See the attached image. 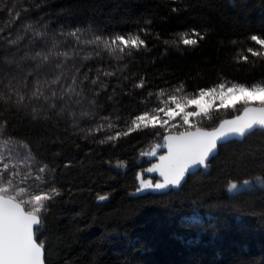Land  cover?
<instances>
[{
    "label": "trees",
    "instance_id": "16d2710c",
    "mask_svg": "<svg viewBox=\"0 0 264 264\" xmlns=\"http://www.w3.org/2000/svg\"><path fill=\"white\" fill-rule=\"evenodd\" d=\"M28 24L65 32L81 28L82 39L91 38L88 29L105 36L139 33L147 44L122 60L107 53L85 60L94 47L88 45L76 60L89 81L99 76L107 85L95 97L96 115L77 116L79 126L87 130L111 122L119 128L85 139L67 117L33 119L24 110L0 109V128L6 121L7 133L48 165V181L60 193L41 214L37 232L45 245V264H264V190L227 192L230 182L264 175V130L220 145L207 169L187 176L180 189L163 192L137 193V174L162 182L146 169L165 148H158L156 157L141 153L163 145L168 132L136 131L114 144L96 142L158 106L161 90L166 99L179 85L193 94L222 82H264V60L247 52L258 47L248 37L264 34V0H0V35L14 39ZM193 29L205 39L197 46L182 45L179 34ZM0 44L7 46L6 41ZM243 55L249 56L247 63L239 60ZM104 71L114 75L104 76ZM141 78L145 87L137 89ZM88 87L93 86L85 82ZM244 107H213L210 118H200L198 125L213 129ZM12 147L25 151L18 142L5 151ZM100 195L108 199L98 201Z\"/></svg>",
    "mask_w": 264,
    "mask_h": 264
},
{
    "label": "snow or ice",
    "instance_id": "6c2138e0",
    "mask_svg": "<svg viewBox=\"0 0 264 264\" xmlns=\"http://www.w3.org/2000/svg\"><path fill=\"white\" fill-rule=\"evenodd\" d=\"M172 11L177 12L178 9L173 8ZM84 31L81 28L56 31L50 30L46 24H28L24 26L23 33H17L14 39L0 35V41H6L7 45L0 44V109L24 110L33 119L67 117L74 129L85 132V139L105 129L119 128L118 124L111 122L106 125L99 123L87 130L79 126L77 116L92 119L96 115L95 97L107 85L100 81L99 76L89 81V74H81L83 65H77L76 60L81 58V52L88 45L94 47L82 57L85 60L93 55L99 57L101 53L122 60L131 55V50L146 48V41L139 33L105 36L92 29L87 30L91 38L82 39ZM179 35V42L186 47L197 46L199 40L205 39L195 29ZM58 36L65 39H57ZM248 39L258 47H248L247 52L251 57L264 60V34H251ZM21 41L26 43L21 44ZM239 60L247 63L249 56H240ZM103 75L111 77L114 72L104 71ZM85 82L93 87L85 88ZM145 84L144 78H141L135 88H144ZM156 95L160 98L158 106L132 116L125 121L124 130L96 141L114 144L136 131L151 130L153 136H159L162 134L159 130L170 133L171 129L184 128L178 134L163 135V145L158 144L141 153L142 156L156 157L158 148L167 149L166 154L158 156L159 163L146 169L148 173H159L162 182L146 180L138 173L140 187L136 189L137 193L180 189L194 169L208 168L209 158L216 153L221 142L228 141L230 137L244 138L257 129L264 130V107L259 110L247 107L257 103L264 105V82L249 86L222 82L216 87L201 88L193 94L186 93L183 85H179L166 99L163 98L165 90ZM112 98L108 97L109 100ZM217 100V110L235 109L242 104L245 105L244 112L234 119L223 120L218 127L207 131L198 125V120L210 118V111ZM106 119L110 120L101 117V120ZM3 125L0 128V264H45V245L38 241L37 232L43 222L41 214L48 210L49 202L60 193L48 181V165L39 162L24 141L7 133L6 121ZM13 142H18L19 148L25 151L20 152L16 147L5 151V146ZM121 165L122 161L117 166ZM239 189L264 190V175L230 182L227 192ZM107 199L106 195L98 196V201ZM193 220H196L195 216Z\"/></svg>",
    "mask_w": 264,
    "mask_h": 264
},
{
    "label": "water",
    "instance_id": "95a60500",
    "mask_svg": "<svg viewBox=\"0 0 264 264\" xmlns=\"http://www.w3.org/2000/svg\"><path fill=\"white\" fill-rule=\"evenodd\" d=\"M247 107H249V108H252V109H254V110H259L260 108H262V107H264V105H254V104H252V105H248ZM245 108V107H244ZM244 108L240 111V113L239 114H237V115H242L243 114V112H244ZM237 115H235V116H233V117H231V118H227V120H231V119H234ZM224 120H226V119H224ZM223 121V120H222ZM221 121V122H222ZM220 122V123H221ZM219 123V124H220ZM219 124L216 126V127H218L219 126ZM194 130V129H193ZM206 130V129H205ZM212 129H210V130H207V131H211ZM169 134H173V135H175V134H178V133H169ZM167 135V134H166ZM243 138H240V137H230L229 138V140L228 141H225V142H221L220 143V145H222V144H224V143H227V142H229V141H232V140H238V141H241ZM163 143H164V139H163ZM219 145V146H220ZM218 146V147H219ZM167 153V149L165 148V150H164V152L162 153V154H166ZM217 153H218V148H217V151H216V153L215 154H213V156H211L210 158H209V162H210V160L213 158V157H215L216 155H217ZM161 154V155H162ZM157 163H159V159H157ZM200 169H203V168H196V169H194L193 170V173H196L197 171H199ZM158 174V177L160 178V180L162 181V177H160L159 176V173H157Z\"/></svg>",
    "mask_w": 264,
    "mask_h": 264
},
{
    "label": "rangeland",
    "instance_id": "374dc122",
    "mask_svg": "<svg viewBox=\"0 0 264 264\" xmlns=\"http://www.w3.org/2000/svg\"><path fill=\"white\" fill-rule=\"evenodd\" d=\"M254 105H260V104H254ZM213 107H218V100L216 101V103L213 105Z\"/></svg>",
    "mask_w": 264,
    "mask_h": 264
}]
</instances>
